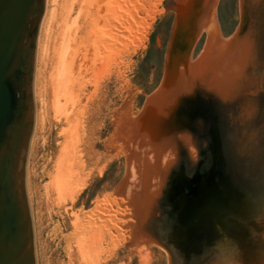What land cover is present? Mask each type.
Instances as JSON below:
<instances>
[{
  "label": "water",
  "instance_id": "obj_1",
  "mask_svg": "<svg viewBox=\"0 0 264 264\" xmlns=\"http://www.w3.org/2000/svg\"><path fill=\"white\" fill-rule=\"evenodd\" d=\"M237 2L239 23L220 38L216 0H168L160 85L137 116L132 97L120 107L125 175L112 195L139 264L149 245L168 264H264V0ZM44 8L0 0V264H36L25 171Z\"/></svg>",
  "mask_w": 264,
  "mask_h": 264
},
{
  "label": "rangeland",
  "instance_id": "obj_2",
  "mask_svg": "<svg viewBox=\"0 0 264 264\" xmlns=\"http://www.w3.org/2000/svg\"><path fill=\"white\" fill-rule=\"evenodd\" d=\"M56 1L60 15L68 2ZM167 1L76 0L69 41V54L73 49L76 57L71 54L75 65L68 74L75 73L65 85L70 90L57 95L50 77V34L44 62L38 54L42 21L51 8V0H45L25 171L36 264H139L137 250L125 244L127 231L120 229L130 223L125 221L129 210L112 195L125 175L116 131L121 105L132 97L129 115L137 116L162 80L174 18V12L163 10ZM214 15L218 36L227 37L239 23L237 0H216ZM204 34L194 42L190 60L201 51ZM146 251L147 264H168L156 245Z\"/></svg>",
  "mask_w": 264,
  "mask_h": 264
},
{
  "label": "bare ground",
  "instance_id": "obj_3",
  "mask_svg": "<svg viewBox=\"0 0 264 264\" xmlns=\"http://www.w3.org/2000/svg\"><path fill=\"white\" fill-rule=\"evenodd\" d=\"M66 1L68 3H65L66 5H65L64 8H63L62 4H61L62 7H61V5L59 6V7L63 8V11L59 15L58 12H57V1L56 0H51V8L46 11V15L44 16L43 21H42V25H41L42 26V34H41L40 41L38 42L39 61L40 62H44L43 60H45L44 58L47 55L46 52L49 51L48 50L49 47H48V45H46L48 43L47 38H49V34L53 38L52 39L53 41L51 42L52 51L50 49V56H51L52 59L54 58V61H53L52 64L49 63V65L51 64L50 77L53 79V81L52 80L51 81H52V84L54 85L52 88L54 89V92H56V93L58 92V90H63L65 92L68 88L71 87V86L70 87L67 86L68 88H66L65 85L67 84V82L72 84V82H71L72 79L71 78H73V76H74L73 74L75 73V72H73V74H72L73 76L71 74L70 75L68 74L69 72L72 73L71 71H68V69L69 70L70 69L73 70L74 65H75V64H73V65L71 64V60H72V63H74L73 60H75V58H71V56L75 55L73 57H76V53L73 54L75 52V50L73 52V49H72V53H71L72 55L69 54V52H71V49L69 51V44H70L69 41L72 39V38L70 39V37H71V28L74 27V25H75V22H76L75 18H77L78 12H76L77 16L75 18H73L74 17L73 13H74V9H75V1L76 0H66ZM111 1H113V0H111ZM95 3H96V1H95ZM99 4H94V5H99ZM202 32H205V31H202ZM48 40H50V39H48ZM46 41H47V43H46ZM51 44L49 43L50 46H51ZM46 49H47V51H46ZM45 53H46V55H45ZM51 54H53V57H52ZM68 76L69 77L71 76V77L69 78ZM70 84H68V85H70ZM69 90L70 89H68V91ZM63 91H61V92L59 91V92L63 93ZM59 92L57 93V95L59 94Z\"/></svg>",
  "mask_w": 264,
  "mask_h": 264
}]
</instances>
